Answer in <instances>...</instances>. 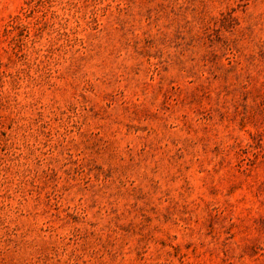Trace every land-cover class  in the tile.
<instances>
[{
	"label": "rangeland",
	"instance_id": "rangeland-1",
	"mask_svg": "<svg viewBox=\"0 0 264 264\" xmlns=\"http://www.w3.org/2000/svg\"><path fill=\"white\" fill-rule=\"evenodd\" d=\"M0 264H264V0H0Z\"/></svg>",
	"mask_w": 264,
	"mask_h": 264
}]
</instances>
